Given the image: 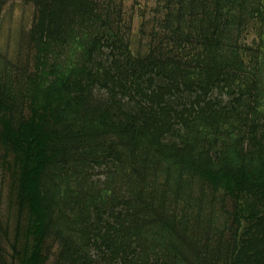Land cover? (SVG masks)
Returning a JSON list of instances; mask_svg holds the SVG:
<instances>
[{"label": "trees", "instance_id": "1", "mask_svg": "<svg viewBox=\"0 0 264 264\" xmlns=\"http://www.w3.org/2000/svg\"><path fill=\"white\" fill-rule=\"evenodd\" d=\"M8 1L0 264H264V0Z\"/></svg>", "mask_w": 264, "mask_h": 264}, {"label": "rangeland", "instance_id": "2", "mask_svg": "<svg viewBox=\"0 0 264 264\" xmlns=\"http://www.w3.org/2000/svg\"><path fill=\"white\" fill-rule=\"evenodd\" d=\"M33 10L34 6L31 3L22 0H9L1 17V41L9 44L10 40H7L10 37L9 33L15 34L17 29L24 25L28 27L33 19Z\"/></svg>", "mask_w": 264, "mask_h": 264}]
</instances>
